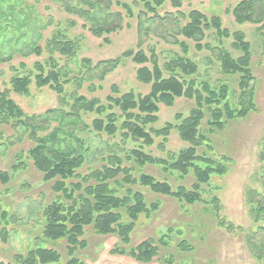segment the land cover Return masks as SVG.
<instances>
[{"label":"rangeland","instance_id":"rangeland-1","mask_svg":"<svg viewBox=\"0 0 264 264\" xmlns=\"http://www.w3.org/2000/svg\"><path fill=\"white\" fill-rule=\"evenodd\" d=\"M83 1L0 0V88L9 90L10 98L28 116L44 115L49 110L64 109L69 112L73 97L84 96L89 100L96 98L106 104L107 97L113 94L114 86L120 95L133 92L145 96L149 94L151 86L137 80L139 66L132 59L122 60L115 70L105 76L104 68L96 66L99 62L117 59L129 50L137 52L141 49L148 56L154 51L163 68L177 56L183 55L180 46L176 44L177 39L187 43L190 48L188 58L199 67L196 76L198 82H208L212 86L220 82L229 84L231 100L234 102L238 93L237 79L222 74L218 52L206 48L198 51L195 42L177 35L179 28L187 24L188 14L194 10L208 18L219 16L225 28L232 33L241 31L252 46L257 112L244 120L231 122L224 130L218 131L208 125L210 118L207 114L200 128L207 142L198 148V153L219 159L227 157L229 161L226 163L231 171L228 176L202 186L201 192L207 202L218 198L221 217L235 227L242 228L244 232H228L218 226L207 205L184 207L174 199L154 195L139 185H131L125 189L141 192L147 203L158 202L160 205L159 211L151 218L140 220L132 235L131 247H136L146 239L158 241L170 235V247L162 248L159 258L148 264H164L162 259L169 256L175 258V264H264V213L257 216L253 211L258 203L264 207V22L259 25L236 24L230 10L243 0H181L182 6L179 9L166 2L157 9L160 18L166 20L154 19V14L147 11L143 3L135 0H119L131 7L133 17L127 16L126 11L117 5V0H110V9L102 11H90L89 5ZM107 14L112 18L106 24L115 22L119 28L103 38L94 37L89 28L100 23L103 18L107 19ZM112 14H120L122 19L116 21ZM58 31L80 44V50L74 58L59 54L53 56L65 74L63 83L69 81L64 84L65 93L62 96L50 87H37L34 79L37 74L36 64L45 65L50 58L45 51L46 43ZM205 36L202 46H223L238 56L233 52L231 39L220 41L214 31H206ZM36 47L43 50L41 56L32 52ZM85 60L91 62L90 70ZM17 75L31 77L28 94L20 95L12 91L10 83ZM164 75L168 77V73L164 72ZM194 106V101L185 98L177 99L172 107L160 104L159 121L151 128L161 129L168 123L178 125L180 122L176 116L187 117ZM96 118L95 115H84L82 121L86 130L81 131V127V132L77 133L86 142V148L96 154L90 157V164L86 167L88 172L103 166L100 157L110 147L115 151L126 152L141 149L153 157L170 159L171 155H178L190 146L180 140L175 130L167 138L164 147H161L164 142L161 138H155L154 145L148 147L140 141H126L120 133L114 137L98 134L91 128ZM56 126L57 123H53L47 133L40 135L51 133ZM4 131L5 138L0 146V169L10 173L11 181L6 186L0 185V208L13 216V223L9 225L12 230L8 242L4 244L0 239V260L9 263L16 254L27 253L35 247L52 246L62 256L57 264H66L69 259L66 242L51 244L37 239L42 232L43 209L57 196L52 191V184L44 183L42 175L26 158L31 144L26 139L19 141L23 130L17 135L8 129ZM20 160L25 161V169L14 170L13 166ZM143 172L158 180L165 178L157 167L148 166ZM139 174L136 169L134 177ZM172 182L173 186L179 183ZM193 182L187 180L184 184L191 187ZM250 200L255 203L250 204ZM170 229L174 231L171 234L168 232ZM84 239L88 246L85 250H79L76 256L87 264H143L126 254L113 252L119 246L116 237L98 236L91 228H87ZM181 241L187 242L193 250L189 253L180 252L177 245ZM123 249L128 251L130 248Z\"/></svg>","mask_w":264,"mask_h":264},{"label":"trees","instance_id":"trees-1","mask_svg":"<svg viewBox=\"0 0 264 264\" xmlns=\"http://www.w3.org/2000/svg\"><path fill=\"white\" fill-rule=\"evenodd\" d=\"M117 5L126 11L128 17H133V11L127 4ZM143 3L145 9L154 14V19L160 18L157 9L170 2L174 8H181V0H135ZM89 5L90 11H102L110 9V0H84ZM69 9V7L67 8ZM71 11V10H70ZM88 12H85V14ZM236 24H262L264 22V0H243L234 9L230 10ZM113 18L120 21V14H112ZM107 19L89 28V32L96 38L117 31L119 26L115 22L106 24L112 16L107 14ZM206 31H214L220 41L231 39L234 56L223 46H202ZM178 36L195 42V48L202 51L218 52V62L221 72L225 77L237 79L238 93L231 100V88L229 84L220 82L212 86L208 82H198L196 76L199 73L197 63L188 58L190 48L187 43L176 39L183 53L174 60L168 62L162 68L154 51L148 56L143 50H129L119 58L99 62L97 68H104V75L115 70L124 59H132L139 66L137 80L150 85L149 94L142 96L133 92L120 95L116 86L112 87V95L103 104L99 99H87L84 96L73 97L70 111L49 110L40 116H28L10 98L9 90L0 88V146L5 138V131L10 130L22 135L19 141L25 139L31 144L26 152L34 169L42 175L46 184H52V191L57 195L54 200L45 206L42 213L43 227L40 241L56 244L66 242L68 261L66 264H87L76 256L79 250H85L88 246L84 239L86 229L91 228L98 236H113L119 240L113 252L126 254L139 263L148 264L159 258L162 248H169L171 236L165 235L158 241L146 239L136 247H131L132 235L142 218H151L159 211L158 202L147 203L141 192L125 189L131 185H139L148 189L152 194L168 197L176 200L184 207L195 205H207L215 216L218 226L228 232L243 233L242 228L235 227L221 217V206L218 198L207 202L202 196V186L209 185L214 179L223 178L230 174V167L226 163L227 157L221 159L199 155L198 148L206 143V138L200 133L202 123L208 114V125L212 130H224L229 123L246 119L250 114L257 112L255 103L256 88L255 75L252 68V46L246 41L241 31L230 32L224 27L219 16L208 18L199 11L188 14V22L179 28ZM107 39H105V42ZM222 45V44H221ZM80 50L78 41L69 39L60 31L46 43L45 51L50 58L44 65L36 64L37 74L35 84L39 88L50 87L59 96L64 95L63 83L65 74L54 59L55 54L74 58ZM32 52L41 56L43 50L36 47ZM84 63L90 70L91 62ZM48 68V69H47ZM46 69L48 70L46 72ZM164 72L168 73L165 77ZM12 91L16 94L26 95L32 84L30 76H14L11 80ZM179 98L194 101L195 106L189 115L183 118L176 116L180 123L166 124L161 129L151 126L159 121V105L172 107ZM84 115H95L92 122V130L98 134L116 136L119 133L124 140L132 139L151 147L155 138L163 139L161 147H164L167 138L175 130L182 142L189 144L179 152L171 155L170 159H160L146 154L141 149L130 151H115L110 147L102 154L100 159L103 166L93 171H86L90 164V157L95 153L86 148V142L77 136L78 132L86 130L83 126ZM53 123L57 126L51 133H47ZM81 127L83 129L80 131ZM150 127V128H149ZM211 148V146H208ZM25 161L13 166L14 170L25 169ZM159 168L165 178L158 180L152 175L145 174L146 167ZM138 169L140 174L134 177V171ZM194 181L191 187L184 182ZM11 181V175L6 170L0 169V185L6 186ZM179 182L173 186V182ZM124 191V193H123ZM250 200V204H253ZM206 207V206H205ZM206 207V209H207ZM257 216L264 213L261 203L253 208ZM13 216L0 208V239L6 244L10 237L9 228ZM258 219V218H257ZM259 220V219H258ZM173 233V229L168 231ZM42 238V239H40ZM180 252L189 253L193 248L185 241L177 245ZM123 248H130L128 251ZM62 256L52 246L47 248L35 247L24 254H16L9 263L0 260V264H57ZM164 264H175L173 256L166 257Z\"/></svg>","mask_w":264,"mask_h":264}]
</instances>
